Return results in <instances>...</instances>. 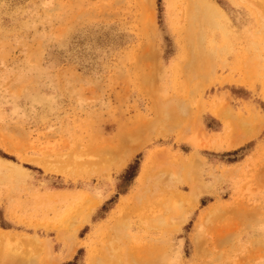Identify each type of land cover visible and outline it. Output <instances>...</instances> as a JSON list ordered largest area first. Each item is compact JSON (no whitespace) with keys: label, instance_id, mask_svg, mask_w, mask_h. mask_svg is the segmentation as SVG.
<instances>
[{"label":"rangeland","instance_id":"374dc122","mask_svg":"<svg viewBox=\"0 0 264 264\" xmlns=\"http://www.w3.org/2000/svg\"><path fill=\"white\" fill-rule=\"evenodd\" d=\"M256 3L0 0V264H264Z\"/></svg>","mask_w":264,"mask_h":264},{"label":"bare ground","instance_id":"6f19581e","mask_svg":"<svg viewBox=\"0 0 264 264\" xmlns=\"http://www.w3.org/2000/svg\"><path fill=\"white\" fill-rule=\"evenodd\" d=\"M257 5H258V8H259V10L261 11V13H263L264 14V0H257V3H256ZM217 9V8H216ZM157 101V100H156ZM155 101V102H156ZM154 103V102H153ZM158 103V102H157ZM159 104V103H158ZM163 112H165V110L163 111ZM167 112V111H166ZM165 112V113H166ZM168 113V112H167ZM170 115V114H169ZM169 115H167L168 117H169ZM113 153H115V152H113ZM129 154V153H128ZM125 155V154H124ZM114 156V155H113ZM120 158H124V157H120ZM120 161V160H119ZM124 161V160H123ZM111 162V161H110ZM118 162V161H117ZM122 162V159H121V161L120 162H118V164L119 163H121ZM193 188V187H192ZM195 193L196 192H194V191H191V193H190V195H191V198L195 195ZM3 240V239H2Z\"/></svg>","mask_w":264,"mask_h":264},{"label":"trees","instance_id":"16d2710c","mask_svg":"<svg viewBox=\"0 0 264 264\" xmlns=\"http://www.w3.org/2000/svg\"><path fill=\"white\" fill-rule=\"evenodd\" d=\"M133 171H134V167L133 166H130L128 168V170L125 172V175H124V179L127 181L129 179H131L133 177ZM131 181V180H130ZM125 193V191H122L121 194L123 195Z\"/></svg>","mask_w":264,"mask_h":264}]
</instances>
